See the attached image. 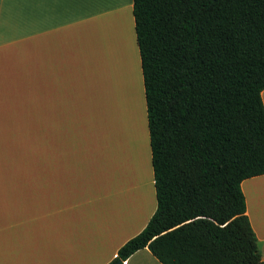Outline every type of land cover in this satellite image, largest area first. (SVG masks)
I'll use <instances>...</instances> for the list:
<instances>
[{
	"label": "crops",
	"instance_id": "0c3cea01",
	"mask_svg": "<svg viewBox=\"0 0 264 264\" xmlns=\"http://www.w3.org/2000/svg\"><path fill=\"white\" fill-rule=\"evenodd\" d=\"M118 1L0 0V153L66 125L52 155L66 159L0 169V264H106L156 208L132 0ZM104 66L112 148L85 132ZM240 186L264 260V173ZM123 264L162 263L143 247Z\"/></svg>",
	"mask_w": 264,
	"mask_h": 264
},
{
	"label": "trees",
	"instance_id": "16d2710c",
	"mask_svg": "<svg viewBox=\"0 0 264 264\" xmlns=\"http://www.w3.org/2000/svg\"><path fill=\"white\" fill-rule=\"evenodd\" d=\"M156 208L106 264H264L240 183L264 173V0H132Z\"/></svg>",
	"mask_w": 264,
	"mask_h": 264
},
{
	"label": "rangeland",
	"instance_id": "374dc122",
	"mask_svg": "<svg viewBox=\"0 0 264 264\" xmlns=\"http://www.w3.org/2000/svg\"><path fill=\"white\" fill-rule=\"evenodd\" d=\"M136 59V57L134 58ZM106 94L104 95L101 88V75H100V89L97 86V95L95 101V108L88 110L87 121L85 123V132L92 133L95 140L101 144H105L108 139L111 138L109 132L106 135L102 134L100 126L99 115L101 109L109 111L110 99L107 96V83L105 81ZM88 99V98H87ZM91 101L90 99H88ZM86 109V110H87ZM31 136H35L30 140H9L4 142L5 149L0 153V169L5 165L17 164V163H57L59 159H66L60 155L58 157L52 156L53 154H65L66 153V125H49V126H32L29 133ZM42 134H49L48 137L40 139ZM46 136V135H45ZM111 142V139H110ZM112 148V142H111ZM107 147V145H106ZM122 154V153H121ZM127 163V162H125Z\"/></svg>",
	"mask_w": 264,
	"mask_h": 264
},
{
	"label": "bare ground",
	"instance_id": "6f19581e",
	"mask_svg": "<svg viewBox=\"0 0 264 264\" xmlns=\"http://www.w3.org/2000/svg\"><path fill=\"white\" fill-rule=\"evenodd\" d=\"M121 1V2H120ZM120 1H118L120 4H122L123 3V1L122 0H120ZM104 76V78H103V85H104V90L106 89V86H105V81H106V73H105V66H104V74H103Z\"/></svg>",
	"mask_w": 264,
	"mask_h": 264
}]
</instances>
